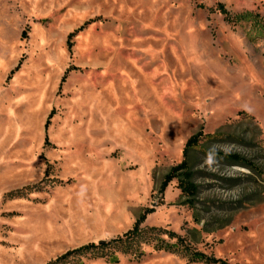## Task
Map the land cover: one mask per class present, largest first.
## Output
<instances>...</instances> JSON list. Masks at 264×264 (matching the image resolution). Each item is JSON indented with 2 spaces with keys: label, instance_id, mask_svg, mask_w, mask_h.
I'll use <instances>...</instances> for the list:
<instances>
[{
  "label": "rangeland",
  "instance_id": "374dc122",
  "mask_svg": "<svg viewBox=\"0 0 264 264\" xmlns=\"http://www.w3.org/2000/svg\"><path fill=\"white\" fill-rule=\"evenodd\" d=\"M136 226L57 264H264V0H0V264Z\"/></svg>",
  "mask_w": 264,
  "mask_h": 264
},
{
  "label": "trees",
  "instance_id": "16d2710c",
  "mask_svg": "<svg viewBox=\"0 0 264 264\" xmlns=\"http://www.w3.org/2000/svg\"><path fill=\"white\" fill-rule=\"evenodd\" d=\"M219 9L222 14H224L228 20L233 21L232 18H230L229 12L225 9L223 5L219 6ZM51 119V116L49 117L48 123L46 125V128H48L49 121ZM202 137V131H200L198 134L192 136L188 142L186 143L185 149H184V160L181 164L171 168L169 173L165 176L162 185L160 187V193H164L169 184L177 180L179 183V188L182 192V195L184 197L193 198L197 195V187L192 183V177L193 174L191 173L189 163L187 161V155L190 149L196 147L199 144L200 138ZM228 158L232 159L235 163L242 162V159L239 156H228ZM154 210L148 209L146 210L145 214H150ZM145 217V216H144ZM141 232L138 229V226H136L132 231L128 232L124 235L122 238L114 239L108 243H104L101 246L96 245H88L84 246L80 249L74 250L72 252H68L64 256L60 257L56 262L52 264H57L58 262L66 261L69 258L78 256V255H87L89 253H93L94 251H102L105 248L109 247H123L128 244H132L141 236ZM196 260V259H195ZM197 262H202L203 264H226L223 261L216 260L214 258H209L207 256L201 255L199 256Z\"/></svg>",
  "mask_w": 264,
  "mask_h": 264
}]
</instances>
